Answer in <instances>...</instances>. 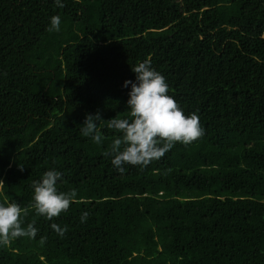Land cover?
<instances>
[{
    "label": "trees",
    "instance_id": "obj_1",
    "mask_svg": "<svg viewBox=\"0 0 264 264\" xmlns=\"http://www.w3.org/2000/svg\"><path fill=\"white\" fill-rule=\"evenodd\" d=\"M63 3L0 0V203L37 229L0 264H264V0ZM145 60L204 134L117 170L106 123L130 116ZM97 113L100 145L80 133ZM50 169L76 197L48 220L31 185Z\"/></svg>",
    "mask_w": 264,
    "mask_h": 264
},
{
    "label": "clouds",
    "instance_id": "obj_2",
    "mask_svg": "<svg viewBox=\"0 0 264 264\" xmlns=\"http://www.w3.org/2000/svg\"><path fill=\"white\" fill-rule=\"evenodd\" d=\"M57 7L63 8V0H54ZM49 32L61 31V18H50ZM135 73V81L126 80L122 87L128 88L127 101L130 116L107 120L106 127L114 129L121 136L115 138L110 151L111 163L117 170H123L126 164L146 166L152 160L161 158L179 142L190 144L204 134L196 114L186 116L173 97L168 95V84L165 77L152 68L149 60L140 62L131 68ZM104 121L99 113L86 116L80 133L100 145L104 136L99 122ZM123 146V147H122ZM62 173L50 169L41 179L33 181V205L35 212L48 220L66 212L76 197L75 191L60 192L57 183ZM4 182L0 180V187ZM26 209L17 202L0 203V245H7L12 239L28 236L35 238L37 229L29 224L22 227ZM88 213L81 215V223L86 222ZM51 227L63 236L67 228L53 223Z\"/></svg>",
    "mask_w": 264,
    "mask_h": 264
}]
</instances>
